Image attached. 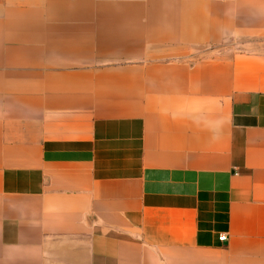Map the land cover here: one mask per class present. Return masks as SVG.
Here are the masks:
<instances>
[{"label": "crops", "instance_id": "0c3cea01", "mask_svg": "<svg viewBox=\"0 0 264 264\" xmlns=\"http://www.w3.org/2000/svg\"><path fill=\"white\" fill-rule=\"evenodd\" d=\"M0 264H264V0H0Z\"/></svg>", "mask_w": 264, "mask_h": 264}, {"label": "built area", "instance_id": "2783aa9c", "mask_svg": "<svg viewBox=\"0 0 264 264\" xmlns=\"http://www.w3.org/2000/svg\"><path fill=\"white\" fill-rule=\"evenodd\" d=\"M218 239H219L220 241H222V240L225 239V237H224V235H219V236H218Z\"/></svg>", "mask_w": 264, "mask_h": 264}]
</instances>
